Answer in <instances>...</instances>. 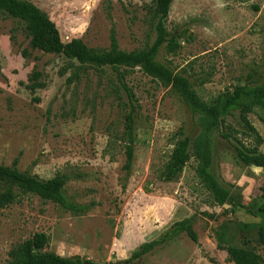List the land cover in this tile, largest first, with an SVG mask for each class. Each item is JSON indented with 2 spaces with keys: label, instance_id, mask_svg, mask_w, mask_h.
Wrapping results in <instances>:
<instances>
[{
  "label": "rangeland",
  "instance_id": "1",
  "mask_svg": "<svg viewBox=\"0 0 264 264\" xmlns=\"http://www.w3.org/2000/svg\"><path fill=\"white\" fill-rule=\"evenodd\" d=\"M26 1L56 25L63 43L81 39L89 48L104 50L111 29L126 53L153 42L144 10L152 0ZM165 24L179 48L168 54L162 47L156 60L187 78L204 103L240 84L264 85V0H174ZM27 47L22 25L0 15V166L9 167L17 159L20 173L42 180L62 175L67 201L87 209L73 214L32 195L0 209V264L36 233L49 239L44 252L98 264H232L226 252L217 250L222 235L225 245L264 256L255 243L264 189L260 109L248 115L263 140L250 166L237 161V144L223 139L221 129L207 131L210 172L232 194L230 204L217 207L195 176L194 157L176 181L158 180L174 142H193L205 129L171 88L140 68L121 69L134 97L129 104L108 68L87 69L78 82L66 85L70 72L58 75L64 57L34 51L24 59L21 52ZM33 70L42 74L45 86L31 94L25 86ZM131 110L134 160L123 192L121 133ZM225 124L244 145H252L237 112ZM181 221L190 222L196 243L180 234L129 261L141 245L158 240Z\"/></svg>",
  "mask_w": 264,
  "mask_h": 264
},
{
  "label": "trees",
  "instance_id": "2",
  "mask_svg": "<svg viewBox=\"0 0 264 264\" xmlns=\"http://www.w3.org/2000/svg\"><path fill=\"white\" fill-rule=\"evenodd\" d=\"M174 0H152L144 6L153 42L146 44L142 49L129 53L119 49L115 32L110 30L109 45L107 49H92L87 47L81 39H72L63 43L56 25L41 10L26 0H0V15L13 19L20 23L28 38L27 49L21 52L24 59L30 57L31 52L38 51L43 54L62 56L65 64L60 68L58 75L65 76L66 85L78 82L82 75L90 70H103L108 68L116 77L117 88L126 93L129 104L133 102L131 91L124 84L126 71L140 68L141 72L152 80L159 82L164 87L171 88L178 98L188 107L192 114L196 115L201 127L205 126L193 142L188 138L177 140L168 159L158 173V180L163 183L176 181L192 157L195 158V176L212 199V205L223 207L231 203V192L220 186L216 178L210 172L211 156L207 146V131L219 128L223 131V139H232L237 147L235 158L244 166H250L256 161L259 148L263 140L248 120L254 109L258 108L264 113V85L250 87L248 83L240 84L231 92H225L206 104L200 100L192 89L191 82L180 73H173L169 68L159 64L156 60L159 50L164 47L168 54H174L179 44L173 34L166 29V19ZM231 1V0H226ZM240 2L248 0H237ZM42 74L33 70L27 78L25 88L33 94L38 89L44 88L41 81ZM237 112L238 119L244 128V135L253 140L252 145H244L237 137L236 131L225 124V118ZM181 135V132L178 133ZM121 141L124 144V164L122 171L125 176L122 191H125L128 178L134 160L133 117L132 110L124 116V128L121 133ZM192 153V154H191ZM18 160L15 159L9 167L0 166V209L19 204L27 195L37 197L40 201L50 202L64 211L80 214L87 207L73 204L67 201L63 194L66 178L55 175L48 180H42L37 176L20 173L17 169ZM262 203L257 209L256 216L260 223L256 230L255 243L264 251V189H262ZM180 234H184L191 242H197L196 233L190 222L181 221L174 223L161 238L156 241L141 245L129 258L136 261L150 254L155 248L167 244ZM49 239L43 233H36L30 239L22 242L8 252V260L3 264H98L80 257H60L54 253L44 252ZM226 238L217 237V250L227 254L228 261L232 264H264V256L253 250L238 248L228 243Z\"/></svg>",
  "mask_w": 264,
  "mask_h": 264
}]
</instances>
